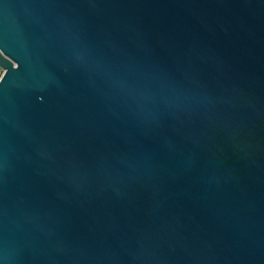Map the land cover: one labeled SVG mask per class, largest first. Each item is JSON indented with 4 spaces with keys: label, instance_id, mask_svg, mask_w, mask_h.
<instances>
[{
    "label": "water",
    "instance_id": "water-1",
    "mask_svg": "<svg viewBox=\"0 0 264 264\" xmlns=\"http://www.w3.org/2000/svg\"><path fill=\"white\" fill-rule=\"evenodd\" d=\"M0 264H264V0H0Z\"/></svg>",
    "mask_w": 264,
    "mask_h": 264
},
{
    "label": "built area",
    "instance_id": "built-area-1",
    "mask_svg": "<svg viewBox=\"0 0 264 264\" xmlns=\"http://www.w3.org/2000/svg\"><path fill=\"white\" fill-rule=\"evenodd\" d=\"M0 74H1V75L3 74V69H0Z\"/></svg>",
    "mask_w": 264,
    "mask_h": 264
}]
</instances>
